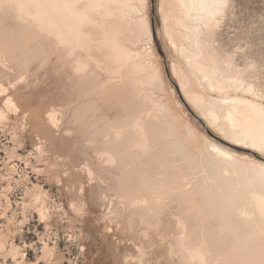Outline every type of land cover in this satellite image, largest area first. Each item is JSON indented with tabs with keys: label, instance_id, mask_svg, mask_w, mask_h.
Wrapping results in <instances>:
<instances>
[{
	"label": "rangeland",
	"instance_id": "374dc122",
	"mask_svg": "<svg viewBox=\"0 0 264 264\" xmlns=\"http://www.w3.org/2000/svg\"><path fill=\"white\" fill-rule=\"evenodd\" d=\"M110 1L87 9L81 34L67 37L0 0V264H234L215 250L200 211L222 205L221 190L206 192V140L241 145L244 134L222 118L205 123L180 86L222 103L223 91L199 81L181 53L197 47L185 33L200 23L174 0ZM216 20L201 28L203 56L224 72L239 66L263 96L248 98L264 104V0H226ZM230 147L245 164L218 181L232 193L247 188L241 155L257 156Z\"/></svg>",
	"mask_w": 264,
	"mask_h": 264
},
{
	"label": "bare ground",
	"instance_id": "6f19581e",
	"mask_svg": "<svg viewBox=\"0 0 264 264\" xmlns=\"http://www.w3.org/2000/svg\"><path fill=\"white\" fill-rule=\"evenodd\" d=\"M11 2H13V5H17L19 6V8L24 9L23 11H27L26 14H28V12H32V17H34V19L38 22V24H46L48 25V28H52L53 29H64L67 28L64 31L65 36L67 35V37L69 36H74L76 30L78 32V29H75V24H79L86 19L85 17V11H87V9H91V8H95L98 10H102L103 4L102 1L103 0H85V4H84V9H79L76 6V2L77 0H9ZM80 1V0H79ZM111 2L110 0H107V2ZM116 1V0H113ZM173 1V0H172ZM106 2V1H105ZM117 2V1H116ZM121 2V1H120ZM123 2V1H122ZM134 2V1H132ZM174 2L177 3V5L179 7H181V9L183 10V13L186 17L189 18V20L200 23V24H195L194 26H190L188 28L185 27L184 28L188 29L186 30L187 32L185 33V38L189 39L190 41H193V43L195 45H197V47L195 48V50L193 52H190V54H187L189 52H185V51H181V53H183L184 59H186V62H188L190 65L191 69H194L196 71H198V75H199V81H204L203 83L205 84V86L210 89L211 91L214 90L221 93V91H223L222 93H224V90H229L228 88H235L237 91H242L243 95L239 96V95H235V96H229L226 95L224 96V94L218 93L220 95V97L223 95L222 98V103L219 105L216 102H212V100L207 101L204 100L203 97H201L200 95L194 93L193 91H189V89L187 90L186 87L188 83L185 84V82H180L182 83L181 86V90L184 92L183 96L186 100V102L189 104L191 110L195 109L196 111H198V115L201 117V119H203L205 121V123H210L212 125L216 124L217 121L219 120V118L225 119L227 121H230V123L232 124V126L234 127H239L241 128V132L244 135H241L244 137V144L247 146H242L243 142L241 141V137L239 140L242 143L241 145L235 144L233 142H230V140L228 141V139L225 137V139L222 138L221 141H225L228 145H225L224 143L217 141V140H212V138L210 140H206L207 141V151H209L210 156H208V154L206 156L210 157L208 158L210 161V168H206L208 171V180L211 181V185H210V190L205 188V190H209L206 191L214 193L215 189H219L221 191V197L217 196L218 200L222 201V205L221 207H217L216 209L219 211L214 213L212 212V210L214 211V207L210 208L212 209L210 212H208L209 214L207 215V210H203L204 208H202L200 206V208L202 211H200L201 213V217H200V223H203L204 220H212L211 222L213 223L212 226L208 227L205 225V227H208V234H210L211 236H213V234H215L216 241L215 244L213 243L212 240H214V238H212L211 236H209L208 234H206L207 232H204V228H203V232L205 233V235L207 237H211V239H207L210 240L211 243L214 244V248L215 250L220 251V253H225L229 255V258L231 259V262H234V264H264V162H261L260 160L257 159H263L262 161H264V156L261 155L263 152H261V150H264V104L258 102L257 100H254V98H248V95H252V97H263L262 95L255 93L253 85H247L245 84V78L243 79L241 76V74L243 75V73L240 72L241 68H237L239 66H234V64H230L227 69L226 72L221 71V69L218 67L217 65V61L214 63L213 60L215 59H210L208 58L206 55L203 56V49L202 47H199L200 45V35H202L201 28L202 26L205 27H209V23L215 21L217 19V17L219 15H221L223 13V10L226 6V0H174ZM104 3V2H103ZM175 3V4H176ZM79 4V3H78ZM172 4V2H171ZM8 5V4H7ZM107 6V5H106ZM129 6V5H128ZM132 6V5H131ZM138 6V5H137ZM80 5V8H82ZM2 9V8H1ZM89 9V10H90ZM17 11V10H16ZM21 11V9H20ZM120 12V11H119ZM13 14V13H12ZM115 14V13H114ZM11 15V14H10ZM25 15V14H24ZM15 16V15H14ZM29 15H27L28 18ZM3 17V16H2ZM122 17V16H121ZM26 18V17H25ZM23 19V18H22ZM33 19V18H32ZM99 19V18H98ZM26 20V19H25ZM188 20V21H189ZM2 21V20H1ZM33 21V20H32ZM87 21V20H85ZM217 21V20H216ZM88 22V21H87ZM36 23V22H34ZM33 23V24H34ZM202 23V24H201ZM218 23V22H217ZM25 24V23H24ZM189 24V23H188ZM84 25V23H83ZM30 26V25H29ZM77 26V25H76ZM93 26V25H92ZM213 26V25H212ZM211 26V27H212ZM80 27V26H79ZM24 28V27H23ZM27 28V27H26ZM36 28V27H35ZM45 28V27H44ZM43 29V27H42ZM109 29V28H108ZM49 30V29H48ZM46 31V30H45ZM61 31V30H58ZM57 31V32H58ZM54 32V30H53ZM56 32V33H57ZM80 32H78L79 34ZM85 33V32H84ZM59 34V33H57ZM62 34V33H61ZM63 34V35H64ZM81 34V33H80ZM79 34V35H80ZM51 35V34H50ZM60 35V34H59ZM62 35V36H63ZM77 36V35H76ZM84 36V35H83ZM89 36V35H88ZM58 37V36H57ZM66 37V38H67ZM78 37V36H77ZM85 37V36H84ZM83 37V38H84ZM72 38V37H71ZM74 38V37H73ZM80 38V37H79ZM82 38V37H81ZM69 39V38H68ZM76 39V38H75ZM78 39V38H77ZM76 39V41H77ZM86 39V38H85ZM111 39V38H110ZM170 39V38H169ZM64 40V39H62ZM67 40V39H66ZM73 40V39H72ZM79 40V39H78ZM84 40V39H83ZM140 40V39H139ZM60 41V39H59ZM94 41V40H93ZM78 42V41H77ZM87 42V41H86ZM140 42V41H139ZM172 42L174 44V41L172 39ZM64 43V42H63ZM80 43V41H79ZM101 43V41H100ZM103 43H105L103 41ZM66 44V43H65ZM72 44V43H71ZM83 44V43H82ZM66 46V45H65ZM95 46V45H94ZM101 47V46H100ZM73 48V47H72ZM79 48V47H78ZM77 48V49H78ZM91 48V47H90ZM127 48V47H125ZM81 49V48H80ZM127 50V49H126ZM146 50V49H145ZM181 50V49H180ZM141 51V50H140ZM139 51V52H140ZM136 52V51H135ZM131 54V53H130ZM121 55V54H120ZM138 55V54H137ZM114 56V55H113ZM124 56V54H123ZM127 56V55H126ZM140 56V55H138ZM176 56V55H175ZM209 56V55H208ZM130 57V56H129ZM104 58V57H103ZM144 58V57H143ZM214 58V57H212ZM234 58V57H233ZM151 59V58H150ZM236 59V58H235ZM88 60V59H87ZM118 60V59H117ZM182 60V59H181ZM85 61V60H84ZM143 61V60H142ZM212 62V63H211ZM234 62V60H233ZM134 63V62H133ZM108 64V63H107ZM219 64V63H218ZM86 66V65H85ZM180 66V65H179ZM220 66V65H219ZM227 66V65H226ZM79 67V66H77ZM82 67V66H81ZM140 67V66H138ZM187 67V66H186ZM255 67V66H254ZM81 69V68H79ZM83 69V68H82ZM174 69V68H173ZM190 69V70H191ZM78 70V69H77ZM182 70V69H181ZM189 70V71H190ZM109 71V70H108ZM185 71V70H184ZM192 71V70H191ZM79 73H82L83 71L80 72V70L78 71ZM77 72V73H78ZM179 72V71H178ZM195 71H192V73ZM245 72V71H244ZM248 72V71H247ZM76 73V74H77ZM112 73V72H111ZM179 74V73H178ZM197 74V72H196ZM220 74L219 78L217 77V75ZM109 75V74H108ZM183 75V74H181ZM180 75V76H181ZM195 75V74H194ZM197 75V76H198ZM245 75V74H244ZM197 76H194L195 78ZM257 76V75H256ZM165 77V76H164ZM258 78V77H257ZM133 79V78H132ZM182 79V78H181ZM187 80L184 78V81ZM247 81V80H246ZM160 82V81H159ZM200 83V82H199ZM190 84V83H189ZM255 85V84H254ZM186 86V87H185ZM204 86V85H203ZM148 87V86H147ZM124 88V87H123ZM164 88V87H163ZM122 89V88H121ZM236 91V92H237ZM209 92V91H208ZM235 92V90H234ZM231 93V92H230ZM228 93V94H230ZM155 94V93H154ZM129 96V95H128ZM136 96V95H135ZM152 98V97H151ZM208 98V97H207ZM219 98V97H218ZM154 100V99H153ZM130 101V100H129ZM219 101V100H218ZM260 101V100H259ZM120 102V101H119ZM127 105V104H126ZM168 105V104H167ZM163 106V105H162ZM141 107V106H140ZM168 108V107H167ZM132 109V108H131ZM194 110V111H195ZM169 111V110H168ZM173 111V110H172ZM195 111V113H196ZM170 114V113H169ZM143 116V115H142ZM170 116V115H169ZM177 116V115H176ZM163 118V117H162ZM221 120V119H220ZM137 121V120H136ZM174 121V120H173ZM153 123V122H152ZM168 123V122H167ZM174 123V122H173ZM225 123V122H224ZM223 123V124H224ZM218 124V123H217ZM229 124V123H227ZM152 125V124H151ZM154 125V124H153ZM220 125V124H219ZM221 128V126H219ZM230 125V124H229ZM134 126V125H133ZM136 126V125H135ZM174 126V125H173ZM217 126V125H216ZM226 126V125H225ZM153 127V126H152ZM172 127V126H171ZM189 127V126H188ZM187 127V128H188ZM230 127V126H229ZM159 128V127H158ZM225 128V127H224ZM238 128V129H239ZM136 129V128H135ZM151 129V128H150ZM167 129V128H166ZM227 129V128H226ZM232 128H230L231 130ZM237 129V130H238ZM185 130V129H184ZM189 130V129H188ZM229 130V131H230ZM234 130V129H233ZM124 131V130H123ZM161 131V130H160ZM170 131V130H169ZM190 136L191 134L194 135V133H192V130H190ZM236 131V130H235ZM239 131V130H238ZM159 132V131H158ZM189 132V131H188ZM217 132V131H216ZM222 132V131H221ZM219 132V133H221ZM231 132V131H230ZM240 133V132H239ZM151 134V133H150ZM159 134V133H158ZM161 134V133H160ZM241 134V133H240ZM240 134H238L240 136ZM171 135V134H170ZM137 136V134H136ZM149 136V135H148ZM161 136V135H160ZM221 136V135H220ZM230 136V135H229ZM232 136V135H231ZM146 137V136H145ZM192 137V136H191ZM228 137V136H227ZM234 137V136H233ZM233 137L232 138L233 140ZM169 138V137H168ZM171 138V137H170ZM187 138V137H186ZM217 138V137H216ZM208 139V138H207ZM236 139V138H235ZM236 139V140H238ZM123 140V139H122ZM125 140V139H124ZM147 140V139H146ZM176 140V139H175ZM196 140V139H195ZM238 140V141H239ZM243 140V139H242ZM234 141V140H233ZM125 142V141H124ZM143 142V141H142ZM145 142V139H144ZM170 142V141H169ZM176 142V141H175ZM128 143V142H127ZM159 143V142H158ZM164 143V142H163ZM197 143V142H196ZM129 144V143H128ZM176 144V143H175ZM146 145V144H145ZM134 146V145H133ZM155 146V144H154ZM170 146V145H169ZM183 146V145H182ZM235 147V148H239V149H243V150H248V151H252L256 156V158H251L250 155H246L243 154L241 155L242 159L241 160H245V163H248L246 165H249L250 169H244V171L246 170L245 176H244V181L247 185V188H243L247 191V193H243L245 194L242 197V201L240 199V201H238V197L239 196V192L241 191H237L236 189L233 190V192L231 193L230 191L232 190H228L226 184L221 185V182L219 183L218 181L220 179H224L223 176H228L229 174H231V172L234 171V169H236V166L238 167V165L241 163H239V154L235 151H233L231 149V147ZM142 147V146H141ZM175 147V146H174ZM178 147V146H177ZM149 148V147H147ZM182 148V147H181ZM139 149V148H138ZM141 149V148H140ZM162 149V148H161ZM177 149V148H176ZM190 149V148H189ZM205 150V149H204ZM126 151V150H125ZM156 151V149H155ZM175 151V150H174ZM259 151L261 152V154L259 153ZM178 152V151H177ZM150 153V152H149ZM240 153V152H239ZM152 154V153H151ZM183 154V153H182ZM242 154V153H241ZM264 154V153H263ZM149 155V154H148ZM195 155V154H194ZM126 156V155H125ZM135 157V156H134ZM148 157V156H147ZM187 157V156H186ZM201 157V156H200ZM259 157V158H258ZM139 159V158H138ZM171 159V158H170ZM137 160V159H136ZM134 160V161H136ZM186 161V160H185ZM243 162V161H242ZM252 163L254 165H252ZM182 164V163H181ZM199 164V163H198ZM202 164V163H201ZM205 164V163H204ZM244 163H241V165ZM129 165V164H128ZM139 165V164H138ZM164 166V164H162ZM245 165V164H244ZM140 166V165H139ZM138 166V167H139ZM200 167V166H199ZM204 167V166H203ZM206 167V165H205ZM246 167V166H245ZM243 167V168H245ZM130 168V167H129ZM141 168V166H140ZM241 168V167H240ZM168 169V168H167ZM204 169V168H203ZM202 169V170H203ZM142 170V169H141ZM233 170V171H232ZM237 170L234 171V173ZM238 172V171H237ZM128 173V172H127ZM199 173V172H198ZM142 174V173H141ZM239 174V173H238ZM144 175V174H143ZM195 175V174H194ZM240 175V174H239ZM164 176V175H163ZM196 176V175H195ZM238 176V175H237ZM129 177V176H128ZM160 177V176H159ZM158 177V178H159ZM164 178V177H163ZM147 179V178H146ZM157 179V178H156ZM141 180V179H140ZM145 180V179H144ZM143 180V181H144ZM163 180V179H162ZM188 180V179H187ZM207 180V179H206ZM146 181V180H145ZM200 181V180H199ZM222 183L223 180H221ZM224 181L227 182V180L225 179ZM203 182V181H202ZM132 183V182H131ZM146 183V182H145ZM201 183V182H200ZM244 183V182H243ZM135 184V183H134ZM144 184V183H143ZM242 184V183H241ZM246 185L243 187H246ZM125 186V185H124ZM139 186V185H138ZM241 186V185H240ZM231 187V186H230ZM239 187V186H238ZM128 188V187H127ZM200 188V187H198ZM197 188V189H198ZM227 188V192L226 189ZM138 189V188H137ZM189 189V188H188ZM225 189V191L223 190ZM135 190V189H134ZM139 190V189H138ZM141 190V189H140ZM140 190L138 191L139 194ZM165 190V189H164ZM202 190V189H200ZM204 190V191H205ZM136 191V190H135ZM246 191H242V192H246ZM133 192V191H132ZM155 192V191H154ZM167 192V191H166ZM193 192V191H192ZM203 192V190H202ZM218 192V194H219ZM204 193V192H203ZM216 193V192H215ZM133 194V193H132ZM148 194V193H147ZM207 194V193H206ZM217 194V193H216ZM219 194V195H220ZM125 195V194H124ZM144 195H146V193H144ZM153 195V194H152ZM159 195V194H158ZM164 195V194H163ZM213 195V194H212ZM215 195V194H214ZM213 195V196H214ZM206 196V197H205ZM203 197L207 198L208 195H205ZM210 196V195H209ZM208 196V198H209ZM216 196V195H215ZM125 197V196H124ZM146 197V196H145ZM212 197V196H211ZM211 197L209 199H211ZM236 197V198H235ZM135 198V197H134ZM198 198V197H197ZM214 198V197H213ZM238 198V199H237ZM245 198V199H243ZM146 199V198H145ZM149 199V198H148ZM168 199V197H167ZM192 199V198H191ZM200 199V198H199ZM237 199V200H236ZM126 200V199H125ZM134 200V199H133ZM143 200V199H142ZM158 200V199H157ZM205 200V199H204ZM217 200V199H216ZM131 201V200H130ZM144 201V200H143ZM150 201V200H149ZM161 201V200H160ZM164 201V200H163ZM162 201V203H163ZM166 201V200H165ZM207 201V199H206ZM205 201V202H206ZM212 201V200H211ZM213 201H215L213 199ZM245 201V202H244ZM125 202V201H124ZM137 202V201H136ZM142 202V201H141ZM194 202V201H193ZM204 202V201H203ZM204 202V203H205ZM210 202V201H209ZM219 202V201H218ZM239 202H241V204L243 206H239ZM252 202V204L254 206L253 210H248L246 209V207L248 205H246L247 203ZM201 203H202V199H201ZM203 203V204H204ZM216 203V202H215ZM136 204V203H134ZM142 204V203H141ZM159 204V203H158ZM177 204V203H176ZM179 204V203H178ZM202 204V205H203ZM211 204V203H209ZM213 204V203H212ZM128 205V204H127ZM126 205V206H127ZM167 205V204H166ZM184 205V204H183ZM141 206V205H140ZM144 206V205H143ZM149 206V205H148ZM182 206V205H181ZM210 206V205H209ZM136 207V206H135ZM153 207V206H152ZM163 207V206H162ZM165 207V206H164ZM195 207V206H194ZM223 207V208H222ZM251 208V205L249 206ZM150 208V207H149ZM167 208V206H166ZM208 208V207H207ZM205 208V209H207ZM143 209V208H142ZM141 209V210H142ZM153 209V208H152ZM161 209V208H160ZM183 209V208H182ZM189 209V208H188ZM197 209V208H196ZM195 209V210H196ZM252 209V208H251ZM151 210V209H150ZM165 210V209H164ZM136 211V210H135ZM188 211V210H187ZM199 211V210H198ZM209 211V209H208ZM133 212V210H132ZM143 212V211H142ZM139 213V212H138ZM187 213V212H186ZM199 213V212H198ZM150 214V213H149ZM180 214V212L178 213ZM197 214V213H196ZM145 216V215H144ZM148 216V214H147ZM154 216V214H153ZM186 217V216H185ZM145 218V217H144ZM188 218V217H186ZM197 219V218H196ZM213 219H215L213 221ZM154 220V219H153ZM195 220V219H194ZM208 220L206 221V223H209ZM197 222V221H196ZM210 222V223H211ZM151 224V223H150ZM210 225V224H209ZM187 226V225H186ZM186 228V227H185ZM201 230V229H200ZM203 235V234H202ZM203 240V239H202ZM209 242V243H210ZM184 244V243H183ZM212 244V245H213ZM211 246V244H209ZM208 245V246H209ZM203 246V245H201ZM195 248V247H194ZM205 248H207L205 246ZM200 249V248H199ZM197 249V250H199ZM196 250V248H195ZM194 250V251H195ZM201 250H199L198 253H201ZM207 250V249H205ZM214 250V251H215ZM221 250L223 252H221ZM194 252V253H195ZM213 252V251H212ZM192 253V255L194 254ZM211 253V252H210ZM216 253V252H215ZM197 254H194L193 257ZM189 255V254H188ZM218 255H223V254H219ZM216 257H219V256ZM195 256V257H196ZM200 256V254H199ZM202 256V255H201ZM200 256V257H201ZM200 257H198L200 259ZM222 257V256H221ZM196 258V259H198ZM228 258V256H227ZM195 259V260H196ZM202 259V258H201ZM199 260L200 262L202 260ZM207 259V257H206ZM223 259V258H222ZM228 259V261L230 260ZM190 261V260H189ZM192 261V260H191ZM198 261V260H197ZM204 261V260H203ZM220 261V260H219ZM224 261V260H223ZM227 261V260H226ZM196 262V261H195ZM199 262V263H200ZM197 263V262H196ZM209 263V262H208ZM195 264V263H194ZM205 264V263H204ZM231 264V263H230Z\"/></svg>",
	"mask_w": 264,
	"mask_h": 264
}]
</instances>
